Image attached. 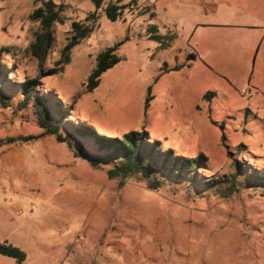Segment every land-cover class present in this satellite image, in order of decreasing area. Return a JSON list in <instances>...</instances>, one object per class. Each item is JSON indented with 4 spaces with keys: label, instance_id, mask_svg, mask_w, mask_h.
<instances>
[{
    "label": "rangeland",
    "instance_id": "rangeland-1",
    "mask_svg": "<svg viewBox=\"0 0 264 264\" xmlns=\"http://www.w3.org/2000/svg\"><path fill=\"white\" fill-rule=\"evenodd\" d=\"M132 1L96 11L91 0H57L65 22L53 26L46 70L62 58L73 21L93 31L61 72L41 79L42 92L72 105L75 126L110 137L147 131L164 149L199 158L203 183L236 166L264 177V0ZM111 2L132 4L113 21ZM39 5L0 0L9 82L38 74L31 44L40 22L30 15ZM120 42L123 60L88 91L98 53ZM18 99L0 106V242L22 248L24 264H264V184L222 197L173 179L153 190L142 174L111 178L113 161L91 142L77 156ZM18 136L37 138L6 142ZM16 263L0 254V264Z\"/></svg>",
    "mask_w": 264,
    "mask_h": 264
},
{
    "label": "trees",
    "instance_id": "trees-1",
    "mask_svg": "<svg viewBox=\"0 0 264 264\" xmlns=\"http://www.w3.org/2000/svg\"><path fill=\"white\" fill-rule=\"evenodd\" d=\"M36 1L40 5L33 10L30 16L33 20L40 22V29L36 32L35 39L31 44V54L37 60L38 74L35 77H26L23 81L9 82L8 76L3 71L5 65L0 64V77L3 76V81H6V85L0 84L1 107L11 106L15 98H19L18 105L20 108L32 105L44 133L55 136L60 143H66L77 156L87 154V143L91 142L100 154L113 161V166L108 169V175L111 178H127L135 174H142L149 179V187L153 190L159 189L164 184V180L173 179L179 184L184 183L189 187L205 185L206 188H214L222 197H230L240 192L246 184H258L259 186L264 184L263 176H250L241 172L242 169L237 166L234 172L203 183L198 174V168L201 164L199 158L177 155L173 148L164 149L161 141L151 140L147 131L131 130L123 136L110 137L99 133L94 126L88 123H78L75 126L74 121L70 118L72 105H65L56 94L42 92L41 79L61 72L65 65L71 61L72 49L90 36L93 29L81 21H73L74 32L62 50V58L55 63V66L46 70L45 64L54 42L53 26L57 22L64 23L65 16L57 0ZM91 1L97 11L103 7L106 0ZM131 4V2H111L105 8L106 16L117 21ZM96 11L90 14L87 20L96 18ZM152 28L156 27L153 26ZM151 37L161 38L157 35H151ZM121 43H116L113 47L98 53L96 66L88 76L86 84L88 91L95 90L100 85L103 74L123 60L122 56L117 53ZM179 69L180 66L174 68V70ZM149 91L150 93L146 98V110L153 98L151 87ZM211 95L212 92H209L205 96L210 99ZM35 138L37 136L10 137L6 142H28ZM92 162L94 165H99L98 160ZM0 254L16 258V264H24L27 258V253L22 248L8 241L0 242Z\"/></svg>",
    "mask_w": 264,
    "mask_h": 264
}]
</instances>
